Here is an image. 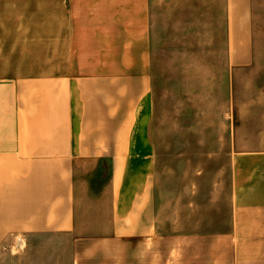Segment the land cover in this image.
<instances>
[{"label": "crops", "instance_id": "crops-1", "mask_svg": "<svg viewBox=\"0 0 264 264\" xmlns=\"http://www.w3.org/2000/svg\"><path fill=\"white\" fill-rule=\"evenodd\" d=\"M54 1L69 12H55L52 75L14 74L0 56V242L64 238L74 255L124 264H264V136L235 152L232 215L163 230L148 135L162 34L214 25L231 81L264 65V0Z\"/></svg>", "mask_w": 264, "mask_h": 264}, {"label": "rangeland", "instance_id": "rangeland-1", "mask_svg": "<svg viewBox=\"0 0 264 264\" xmlns=\"http://www.w3.org/2000/svg\"><path fill=\"white\" fill-rule=\"evenodd\" d=\"M68 5L54 0H0V56L13 73L19 69L30 76L52 75L58 39L55 12H69ZM179 26L178 22L176 31L172 27L162 34L153 58L148 135L155 187L150 215L160 219L163 230L174 228L175 222L185 228L202 227L199 220L232 215L235 152L262 147L264 136V65L238 70L230 81L226 66L216 64L222 48L214 25L188 32ZM204 227L211 230L215 225ZM38 238L9 236L0 242V264H124L102 253L74 255L64 238ZM20 239L24 245H19ZM151 263L158 264L156 258ZM125 264L136 263L126 257Z\"/></svg>", "mask_w": 264, "mask_h": 264}, {"label": "bare ground", "instance_id": "bare-ground-1", "mask_svg": "<svg viewBox=\"0 0 264 264\" xmlns=\"http://www.w3.org/2000/svg\"><path fill=\"white\" fill-rule=\"evenodd\" d=\"M22 243V241L20 240V244Z\"/></svg>", "mask_w": 264, "mask_h": 264}]
</instances>
